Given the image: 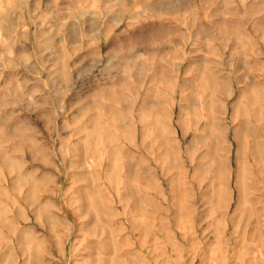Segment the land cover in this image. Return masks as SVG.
I'll use <instances>...</instances> for the list:
<instances>
[{
	"label": "rangeland",
	"instance_id": "obj_1",
	"mask_svg": "<svg viewBox=\"0 0 264 264\" xmlns=\"http://www.w3.org/2000/svg\"><path fill=\"white\" fill-rule=\"evenodd\" d=\"M199 22L0 0V264H264V59Z\"/></svg>",
	"mask_w": 264,
	"mask_h": 264
},
{
	"label": "crops",
	"instance_id": "obj_2",
	"mask_svg": "<svg viewBox=\"0 0 264 264\" xmlns=\"http://www.w3.org/2000/svg\"><path fill=\"white\" fill-rule=\"evenodd\" d=\"M201 26L238 28L240 59L248 74L255 73L264 59V0H188ZM229 41V39H227ZM244 72V73H245Z\"/></svg>",
	"mask_w": 264,
	"mask_h": 264
}]
</instances>
